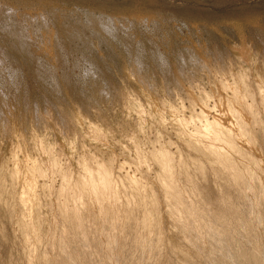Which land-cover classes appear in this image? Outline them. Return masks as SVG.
<instances>
[{"label":"clouds","instance_id":"9594fccd","mask_svg":"<svg viewBox=\"0 0 264 264\" xmlns=\"http://www.w3.org/2000/svg\"><path fill=\"white\" fill-rule=\"evenodd\" d=\"M258 63L166 44L129 71L112 125L77 113L69 136L51 111L40 129L3 115L0 264H264Z\"/></svg>","mask_w":264,"mask_h":264},{"label":"rangeland","instance_id":"374dc122","mask_svg":"<svg viewBox=\"0 0 264 264\" xmlns=\"http://www.w3.org/2000/svg\"><path fill=\"white\" fill-rule=\"evenodd\" d=\"M166 44L196 46L234 73L257 59L258 93L264 0H0V118L11 112L23 129H40L51 111L69 136L81 134L67 121L77 113L112 125L135 88L129 71Z\"/></svg>","mask_w":264,"mask_h":264},{"label":"bare ground","instance_id":"6f19581e","mask_svg":"<svg viewBox=\"0 0 264 264\" xmlns=\"http://www.w3.org/2000/svg\"><path fill=\"white\" fill-rule=\"evenodd\" d=\"M33 17H34V16H33ZM39 18H40V17H39ZM35 20H36V19H35ZM37 20H39V19H37ZM35 22H37V21H35ZM35 22H34V23H35ZM38 22H39V21H38ZM41 22H42V21H41ZM43 22H44V21H43ZM28 23H29V22H28ZM31 24H33L32 21H31ZM35 24H36V23H35ZM35 24H34V25H35ZM38 24H40V23H38ZM38 24H36V25H38ZM44 24H45V23H44ZM41 25H42V23H41ZM41 25H40V28H41ZM45 25H46V24H45ZM45 25H44V26H45ZM31 26H32V25H31ZM29 27H30V25H29ZM33 27H35V26H32V28H33ZM38 27H39V26H38ZM42 27H43V26H42ZM103 27H105V26H103ZM40 28H39V29H40ZM43 28H44V29H43L44 32L46 33L45 27H43ZM33 29H35L34 31L37 32V31H36V28H33ZM39 29H38V30H39ZM41 29H42V28H41ZM41 29H40V30H41ZM50 29H51V28H50ZM31 30H32V29H31ZM40 30H39V32H40ZM43 30H42V31H43ZM32 31H33V30H32ZM34 31H33V32H34ZM63 31H67V30L63 29ZM69 31H71V30H68V32H64V33L66 34V36H67V33H68V34L71 33V35H72V32H69ZM39 32H38V33H39ZM52 32H53V31H52ZM42 33H43V32H42ZM42 33H41V34H42ZM60 33H63V32H60ZM64 33H63L62 35H65ZM51 36H52V35H51ZM69 36H70V34H69ZM60 37H61V35H59V37L57 36V38H58L59 40H60ZM61 38H62V37H61ZM70 38H72V37H70ZM52 39H53V38H52ZM57 41H58V40H57ZM60 44H61V42H60ZM59 46H60V45H59ZM59 49H60V48H59ZM62 49H64V48H62ZM62 53H64V52H62ZM62 53H61V54H62ZM136 59H137V58H136ZM137 61H139V63H140L141 59H140V60L137 59ZM137 61H136V63H138ZM140 64H141V63H140Z\"/></svg>","mask_w":264,"mask_h":264}]
</instances>
